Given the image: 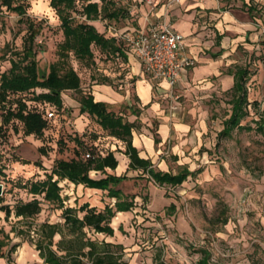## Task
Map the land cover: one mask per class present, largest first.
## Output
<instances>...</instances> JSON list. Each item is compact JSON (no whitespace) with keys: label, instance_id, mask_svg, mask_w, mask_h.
<instances>
[{"label":"rangeland","instance_id":"374dc122","mask_svg":"<svg viewBox=\"0 0 264 264\" xmlns=\"http://www.w3.org/2000/svg\"><path fill=\"white\" fill-rule=\"evenodd\" d=\"M92 1L101 3V0ZM111 1L116 6H123L126 12L117 20L103 17L96 19L104 25L105 35H108L113 28L119 29L124 26L126 20L133 22L131 18L134 15L130 14L129 9L137 4L134 0ZM160 1L166 8L172 9L182 2V0ZM49 2L50 0H25L24 15L5 8L0 12V72L10 66V56L17 57L13 52L22 49L26 17L41 24V29L35 37L39 68L48 70L50 63L58 59V49L64 36L58 14ZM76 7L74 12L78 18L77 10L80 9V5ZM203 18L205 17L201 18V24L209 22H205ZM210 27L207 25V28ZM261 33L264 35V30ZM262 42L264 39L259 40V46L248 48L238 45L231 57H228L233 60V65L247 67L248 77L245 83L247 96L249 101L255 100L258 103L260 111L264 109V43ZM92 49L94 54L92 59L79 60L73 53L69 54V63L78 72L82 86L90 79L100 81L104 78V69L108 63L107 53L95 45ZM32 96L33 92L25 94L28 99ZM61 96L63 104H75L79 99L80 91L65 90ZM229 98L225 90L219 89L204 98L205 127L197 134L194 149L176 158L168 155L169 159L165 160L168 169L176 171L179 166L185 164L194 172L181 184L157 185L152 180L137 176L133 172L131 173L133 175H129L128 179L116 186L123 194L134 196L135 205L131 210L120 212L112 218L113 235L94 233L92 236L122 243L127 264H201L200 260L205 253H208V264L264 263V133L255 129L250 131L234 129L230 137H218L217 133L223 126L222 120L230 110ZM174 103L175 100L167 97L166 106L168 105L169 111L166 112L172 121H185L191 125L198 122L196 120L198 115L193 118L185 113L181 96L176 100L178 112L172 115L170 106ZM113 110L117 112V109ZM68 113L69 108L66 105L65 110L58 115L61 116L60 121ZM252 118H257L253 108L242 123L249 122L255 126L251 121ZM133 124L139 126L140 119H135ZM90 125L91 129L85 131L87 136L105 137L106 133L97 132L92 127L95 125L94 120ZM152 125H155L154 121ZM192 128L195 130L196 126ZM0 139L2 202L12 204L19 198H31L20 184L28 178L44 177V169L32 163L38 155L30 144L31 137L15 136L11 130L3 128L0 130ZM172 142L173 140L165 146L168 154ZM69 146L60 149L58 145V150L55 152L49 149L47 154L40 156L42 166L49 169L56 158L69 156L67 155L71 152ZM23 159H29L30 162L23 163ZM155 167L159 168L156 164ZM90 175L99 176L93 171ZM62 184L63 194H68L72 203V185L63 181ZM86 196L100 207L105 202H113V199L102 191H91ZM58 214V210H52L44 205V209L34 222L45 218L55 221L59 219ZM0 216V227L5 232H9L10 244L17 243L10 252V260L0 258V264H43L34 248V243L26 236L10 231L13 223L22 228H26L27 225L16 222L17 218L12 215L4 219L2 211Z\"/></svg>","mask_w":264,"mask_h":264},{"label":"trees","instance_id":"16d2710c","mask_svg":"<svg viewBox=\"0 0 264 264\" xmlns=\"http://www.w3.org/2000/svg\"><path fill=\"white\" fill-rule=\"evenodd\" d=\"M24 1L0 0V12L5 8L24 15ZM49 3L58 14L64 36L58 49V59L50 63L48 70L39 68L35 37L41 29V24L26 17L22 49L13 52L17 57L10 56V66L0 72V130L8 128L15 136H33L42 141L37 148L39 157L32 163L44 169V177L28 178L20 184L31 195L29 199L19 198L10 204L2 202L0 196V211L3 212L4 219L12 215L17 218L16 222L27 225L22 228L13 223L10 231L30 239L43 264H127L122 243L98 239L92 235H113L112 218L117 213L129 211L134 207V196L123 194L121 189L116 187L130 176L126 172L119 175L108 173L107 168L114 169L118 163L113 151H106L93 141H85L86 132L73 135L62 130L58 127L61 116H58L56 121L48 119L47 111L52 109L59 115L65 110L62 92L80 91L79 112L87 113L107 134L123 142L122 152L129 158L127 170H140L137 176L146 177L157 185L170 186L181 184L194 172L185 164L179 166L176 171L161 170L156 168L149 158L140 157L137 148L132 144L134 124L110 109L106 102L95 101L90 92H84L78 72L69 63L70 53L79 60L92 59L93 45L98 46L101 51L120 50V40L115 36L106 37L89 20L99 17L117 20L123 17L126 9L120 5L116 6L111 0H101V3L92 0H50ZM77 5H80L77 10L78 18L74 12ZM228 73L233 75L232 85L225 89L230 96V110L222 120L223 126L217 136L230 137L234 129H255L264 133V109L260 111L258 103L255 100L249 101L247 96V67L235 64ZM29 92H33L30 99L25 97ZM251 108L257 115V118L251 120L255 126L249 122L242 123V120L250 115ZM93 136L96 138V135ZM58 145L60 149L71 145V152L67 154L69 156L56 158L50 168L45 169L40 156L47 154L49 149L57 151ZM86 151L91 155L83 158ZM22 162L29 163L30 160L23 159ZM92 170L102 175L93 177L90 175ZM62 181L68 185L82 184L88 188L99 189L112 198L113 202H105L100 207L87 201L82 202L73 194L71 203L69 195L63 194ZM44 205L58 210L59 219L50 221L45 218L35 223L34 219L44 209ZM0 233V258L9 261L10 252L17 243L10 244L9 232H5L2 227ZM207 260L208 253H205L200 262L208 264Z\"/></svg>","mask_w":264,"mask_h":264},{"label":"crops","instance_id":"0c3cea01","mask_svg":"<svg viewBox=\"0 0 264 264\" xmlns=\"http://www.w3.org/2000/svg\"><path fill=\"white\" fill-rule=\"evenodd\" d=\"M134 1L137 4L129 9L130 14L134 15L131 18L133 22L126 20L124 28L142 29L151 24H168L184 34V54L192 58L193 63L183 68L175 93L178 97H183L185 113L193 118L198 115V122L191 125L185 121L170 119L166 112L167 84L148 76L141 62L121 42L120 50H104L108 59L104 78L100 81L90 79L83 84L82 89L90 92L95 101L106 102L110 109H117L124 120L133 123L135 119H140L141 124L132 128V144L140 157L149 158L161 170H168L165 165L168 155L176 158L194 149L197 134L205 127L203 99L218 89L225 90L232 85L233 75L228 70L232 69L233 60L228 57H231L238 45L247 48L259 46V40L264 39L261 33L264 30V5H255L251 0H182L179 6L172 9L166 8L160 0ZM202 17H205V22H209L201 24ZM89 22L104 34L105 27L99 20ZM207 25L211 27L207 28ZM105 36L112 37L114 32L111 30ZM66 105L69 113L62 121H58V127L73 135H81L86 129H91L90 122L94 119L87 113L79 112V101H75V104H63V107ZM192 126H196L195 130ZM92 127L97 132L106 133L105 137L84 136V140L100 144L106 151L112 150L118 160L117 166L114 169L107 168V172L117 175L126 172L128 176L135 172L137 175L140 170H127L129 158L122 152L123 142L107 134L96 122ZM28 137H31L29 142L38 155L37 159V148L42 141L33 136ZM171 140L173 142L168 154L165 146ZM96 173L102 175L100 172ZM72 190L74 197L92 205L95 203L86 195L91 191H101L82 184H72Z\"/></svg>","mask_w":264,"mask_h":264},{"label":"built area","instance_id":"2783aa9c","mask_svg":"<svg viewBox=\"0 0 264 264\" xmlns=\"http://www.w3.org/2000/svg\"><path fill=\"white\" fill-rule=\"evenodd\" d=\"M251 1L255 5L258 3L264 5V0ZM112 31L125 49L141 62L148 76L167 84V97L175 100L170 106L171 114L175 115L178 112L176 84L183 68L193 63V59L184 54V34L168 24H151L142 29L113 28ZM46 116L54 121L58 119V115L52 109L47 111ZM90 155V152L86 151L83 158H88Z\"/></svg>","mask_w":264,"mask_h":264},{"label":"water","instance_id":"95a60500","mask_svg":"<svg viewBox=\"0 0 264 264\" xmlns=\"http://www.w3.org/2000/svg\"><path fill=\"white\" fill-rule=\"evenodd\" d=\"M1 186V185H0ZM0 193H1V187H0Z\"/></svg>","mask_w":264,"mask_h":264}]
</instances>
